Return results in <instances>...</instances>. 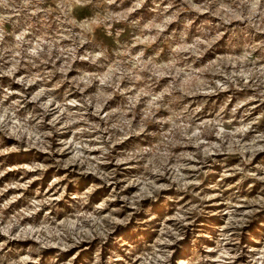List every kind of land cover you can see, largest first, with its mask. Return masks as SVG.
<instances>
[{
    "label": "clouds",
    "instance_id": "clouds-1",
    "mask_svg": "<svg viewBox=\"0 0 264 264\" xmlns=\"http://www.w3.org/2000/svg\"><path fill=\"white\" fill-rule=\"evenodd\" d=\"M33 149L0 264H264V0H0V156Z\"/></svg>",
    "mask_w": 264,
    "mask_h": 264
},
{
    "label": "rangeland",
    "instance_id": "rangeland-1",
    "mask_svg": "<svg viewBox=\"0 0 264 264\" xmlns=\"http://www.w3.org/2000/svg\"><path fill=\"white\" fill-rule=\"evenodd\" d=\"M34 152L35 150L33 149L32 152L9 153L7 156H0V170H4L5 168H11L13 165L29 163L34 158L33 156ZM33 175H35V173H28L23 168H16L15 170L8 171L4 177L0 178V187H3L5 183L10 180H18L21 183H23L25 180H28ZM41 183H44V181H35L31 185L28 191L31 192L33 188H35L37 185ZM19 191H24V190L23 189H10L9 192L6 193L5 195L7 196L14 192H19ZM256 215L260 216L262 214L257 213ZM252 227L255 229L257 227V224L254 222ZM87 255H88V250L81 253V258Z\"/></svg>",
    "mask_w": 264,
    "mask_h": 264
}]
</instances>
